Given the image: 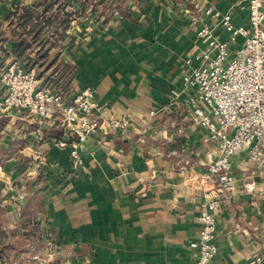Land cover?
Returning <instances> with one entry per match:
<instances>
[{
    "label": "crops",
    "instance_id": "crops-1",
    "mask_svg": "<svg viewBox=\"0 0 264 264\" xmlns=\"http://www.w3.org/2000/svg\"><path fill=\"white\" fill-rule=\"evenodd\" d=\"M208 1L248 23V0ZM187 5L0 0V73L25 62L41 85L91 86L106 116L132 120L126 135L106 127L93 134L75 165L70 147L58 145L71 139L60 119L0 114V264H195L191 243L200 238L213 149L184 104L186 92L170 104L184 88L202 23ZM233 168L237 185L218 212V252L209 264H245L264 249V171L247 151L233 157ZM55 247L67 252L56 257Z\"/></svg>",
    "mask_w": 264,
    "mask_h": 264
},
{
    "label": "built area",
    "instance_id": "built-area-1",
    "mask_svg": "<svg viewBox=\"0 0 264 264\" xmlns=\"http://www.w3.org/2000/svg\"><path fill=\"white\" fill-rule=\"evenodd\" d=\"M248 6L247 24H236L230 12L208 0H191L185 7L202 23L195 49L185 60L184 88L173 92L170 104L179 105L186 92L184 104L213 149L199 203L200 238L191 243L198 250L195 264H209L218 252L217 215L237 185L233 157L247 151L253 165L264 171V0H248ZM217 28L228 38L222 39ZM0 74V114L27 111L42 121L60 119L71 139L58 145L70 147L75 165L83 163L81 144L103 127L119 135L130 130L128 116L105 115L91 86L77 92L63 84L45 87L36 68L18 60L4 65ZM245 264H264V249Z\"/></svg>",
    "mask_w": 264,
    "mask_h": 264
},
{
    "label": "rangeland",
    "instance_id": "rangeland-1",
    "mask_svg": "<svg viewBox=\"0 0 264 264\" xmlns=\"http://www.w3.org/2000/svg\"><path fill=\"white\" fill-rule=\"evenodd\" d=\"M25 240H27L26 238H25ZM40 246H42L41 247V250H40V253H41V251H42V253L43 254H40L42 257H46L47 255H46V250H44V247H46V242H43V241H41L40 243ZM63 252H67L66 251V249H64V250H61V249H59V248H57V247H55V253H54V255L57 257V256H61V254H63Z\"/></svg>",
    "mask_w": 264,
    "mask_h": 264
},
{
    "label": "water",
    "instance_id": "water-1",
    "mask_svg": "<svg viewBox=\"0 0 264 264\" xmlns=\"http://www.w3.org/2000/svg\"><path fill=\"white\" fill-rule=\"evenodd\" d=\"M4 186H5V182H4V180L0 179V194H1V192H2V190H3V188H4Z\"/></svg>",
    "mask_w": 264,
    "mask_h": 264
},
{
    "label": "trees",
    "instance_id": "trees-1",
    "mask_svg": "<svg viewBox=\"0 0 264 264\" xmlns=\"http://www.w3.org/2000/svg\"><path fill=\"white\" fill-rule=\"evenodd\" d=\"M19 45H20V48H22V43L21 42H20V44H18L17 47H19ZM23 45H25V42H23Z\"/></svg>",
    "mask_w": 264,
    "mask_h": 264
}]
</instances>
